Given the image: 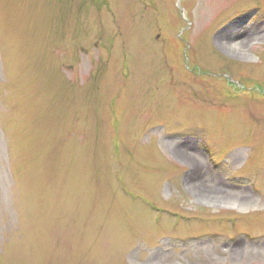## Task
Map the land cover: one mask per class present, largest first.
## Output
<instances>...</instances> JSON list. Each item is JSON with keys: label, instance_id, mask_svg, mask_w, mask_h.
<instances>
[{"label": "rangeland", "instance_id": "374dc122", "mask_svg": "<svg viewBox=\"0 0 264 264\" xmlns=\"http://www.w3.org/2000/svg\"><path fill=\"white\" fill-rule=\"evenodd\" d=\"M0 264H264V0H0Z\"/></svg>", "mask_w": 264, "mask_h": 264}, {"label": "bare ground", "instance_id": "6f19581e", "mask_svg": "<svg viewBox=\"0 0 264 264\" xmlns=\"http://www.w3.org/2000/svg\"><path fill=\"white\" fill-rule=\"evenodd\" d=\"M239 32H242V33L245 32V31H244V27H241V28L239 29ZM224 39H225L224 37L221 38V41H224ZM195 171H196V170H195ZM195 185H196V184H195ZM198 189H199V188H198V185H197V187L194 188V192H196L197 194H199V193H198V192H199Z\"/></svg>", "mask_w": 264, "mask_h": 264}]
</instances>
